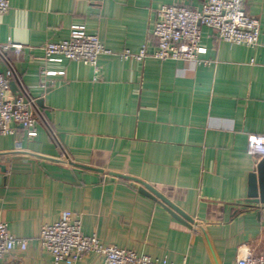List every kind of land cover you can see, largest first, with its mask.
<instances>
[{
  "label": "crops",
  "instance_id": "0c3cea01",
  "mask_svg": "<svg viewBox=\"0 0 264 264\" xmlns=\"http://www.w3.org/2000/svg\"><path fill=\"white\" fill-rule=\"evenodd\" d=\"M7 1L0 45L24 46L6 59L41 121L35 138L16 124L13 135L0 136L1 219L9 234L28 240L0 264H54L37 237L64 211L102 246L169 264H235L241 246L264 251V205L245 201L248 175L261 160L246 154V138L264 134V48L229 44L202 28L206 65L115 56H100L97 72L74 61L44 64L41 47L74 30L96 35L113 53L144 44L152 53L160 7L199 10L206 0ZM244 8L258 18L262 42L264 0H244ZM3 67L0 59V73ZM43 70L64 74L47 78ZM115 175L152 187L191 227L141 195L137 182ZM74 264L104 260L88 253Z\"/></svg>",
  "mask_w": 264,
  "mask_h": 264
},
{
  "label": "built area",
  "instance_id": "2783aa9c",
  "mask_svg": "<svg viewBox=\"0 0 264 264\" xmlns=\"http://www.w3.org/2000/svg\"><path fill=\"white\" fill-rule=\"evenodd\" d=\"M9 2L0 0V15L7 13ZM208 29L218 40L249 48H264L260 42V24L256 17L249 16L244 8V0H206L199 10L184 5L162 6L149 32L155 41V48L148 53L146 44L138 52L126 49L113 53L105 49L96 35L74 30L68 39L60 42L46 43L41 47L43 56L39 58L44 64H61L64 61L80 62L98 71L97 61L100 56H115L119 60L143 62L147 58L158 61L173 60L198 65L209 62L200 58L205 53L201 45V29ZM24 46L8 41L0 45V59L7 71L0 73V136L15 133L10 126H22L28 138L37 136V126L41 121L36 100L20 86L18 95L11 93L9 81L19 83L18 77L6 59V53L13 51L19 55ZM63 71H41L44 77L62 76ZM53 81L40 83L46 90ZM246 154L250 157L264 158V134H251L246 138ZM37 241L49 252L54 264L63 261L79 262L88 253H97L103 257L104 264H169L166 261L152 260L146 255H137L132 250L119 249L115 246H102L95 236H85L81 230L80 219H73L71 213L64 211L59 219L41 228ZM28 240L9 234L7 224L0 215V259L14 248L26 250ZM235 264H264V251L254 253L247 246L237 250Z\"/></svg>",
  "mask_w": 264,
  "mask_h": 264
},
{
  "label": "water",
  "instance_id": "95a60500",
  "mask_svg": "<svg viewBox=\"0 0 264 264\" xmlns=\"http://www.w3.org/2000/svg\"><path fill=\"white\" fill-rule=\"evenodd\" d=\"M7 71L6 67H3L2 73L5 74ZM9 89L12 93L17 92L19 94L17 83L15 81H9ZM42 101L37 100V105L41 107ZM117 177L123 178V179H131L128 177L115 175ZM133 180V179H131ZM137 182L140 187L138 188V192L148 197L152 200H159L166 208L169 210L171 215L178 220L179 222L191 227L192 220L185 215L183 212H181L177 207H175L173 204H171L164 196H162L160 193H158L156 190H154L149 185L138 181L133 180ZM248 191L246 196V203L254 204V205H264V158H262L259 162L256 163L255 169L248 175Z\"/></svg>",
  "mask_w": 264,
  "mask_h": 264
}]
</instances>
